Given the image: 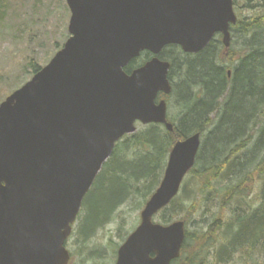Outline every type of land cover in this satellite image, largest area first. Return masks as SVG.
I'll return each instance as SVG.
<instances>
[{"label":"water","instance_id":"water-1","mask_svg":"<svg viewBox=\"0 0 264 264\" xmlns=\"http://www.w3.org/2000/svg\"><path fill=\"white\" fill-rule=\"evenodd\" d=\"M69 39L50 63L0 104V264H69L65 245L97 176L136 124L172 133L165 48L231 45L234 0H66ZM153 58L130 75L142 53ZM201 149L196 133L173 146L162 181L115 264H176L182 221L154 218L179 195Z\"/></svg>","mask_w":264,"mask_h":264},{"label":"trees","instance_id":"trees-1","mask_svg":"<svg viewBox=\"0 0 264 264\" xmlns=\"http://www.w3.org/2000/svg\"><path fill=\"white\" fill-rule=\"evenodd\" d=\"M242 4L245 5V15L242 14ZM2 7L0 2V13ZM234 7L238 21L232 27V33L239 35L242 44L236 57L228 59V68L233 70L232 78L227 80L225 68L215 64L213 42L197 57L182 54L174 46L164 49L160 59L171 64L169 80L173 85V98L178 97L182 112L179 123H173L172 133L161 125L144 126L116 144L84 201L83 208H87L78 228L84 237L83 242L106 221L109 222L123 204L132 206L138 201L141 208L145 206L162 181L175 143L196 133L205 134L213 125L211 116L216 111V123L219 121L207 135L195 167L187 177L197 181L198 193L209 201L211 193L208 192L215 190L211 182L224 174L222 179L236 181V184L225 187L221 197L216 198L219 206L233 202L240 207L249 206L246 201L249 196L243 191L245 184L254 175L264 180V0H234ZM144 63L143 58L136 59L125 72L130 75ZM28 67L32 76L42 69L33 60ZM176 76L181 78L177 85ZM222 99L225 100L221 105ZM255 137L256 142L251 146ZM242 152L244 154L239 156ZM259 197L256 209L249 213L233 210L230 222L221 224L219 217L196 237L186 231L178 263L195 264L192 256H184L191 240L200 243L199 249L205 257L211 247H215L211 240L221 230H224V241L216 244L221 252H239L246 247L247 251L256 252L264 243V188ZM177 198L159 214L160 217L158 215V223L169 225L173 222L176 214L167 216L166 213H175ZM182 222L185 223L186 218ZM251 263L256 264L253 259Z\"/></svg>","mask_w":264,"mask_h":264},{"label":"rangeland","instance_id":"rangeland-1","mask_svg":"<svg viewBox=\"0 0 264 264\" xmlns=\"http://www.w3.org/2000/svg\"><path fill=\"white\" fill-rule=\"evenodd\" d=\"M0 2L3 5L1 8L2 13H0L1 104L11 94L31 80L33 76L28 67L29 62L33 60L36 65L43 68L50 63L56 53L64 46L70 37L68 27L71 13L66 0H0ZM244 8L245 5L242 4L243 15L246 14ZM236 16L238 21V15L236 14ZM219 41L221 42V39L219 40L218 37H214L211 41L216 47L215 64L225 68V74H228L229 71L231 72L230 77L227 78V80H230L233 70L228 68L230 66L228 59L236 57L242 41L239 35H232V45L228 49L224 47L222 42L219 44ZM177 48L181 49L180 47ZM229 51H232V53H229ZM181 53L184 54L182 51ZM182 54L180 56H183ZM175 78V84L177 85L181 78L178 76ZM173 95L174 93L167 98L168 119L172 125L173 123H179L182 113L179 109L178 97L173 98ZM224 100L222 99L219 103L222 105ZM217 114L218 111L211 116V119L214 121L213 125L205 134L201 135V146L206 140L207 135L211 132L212 127L215 126L214 124L218 123L219 120L216 123ZM141 127L143 126L138 125V130ZM258 134L255 133V135L259 136ZM256 139L257 137L252 140L251 146L255 144ZM204 146L206 149V143H204ZM243 154L244 152L239 156ZM223 175L221 174L220 178L211 182L215 190L208 192L211 193L208 198L209 201L202 199L196 188L197 181L193 177L185 178L174 208L175 213L173 211L168 212L166 213L167 216L176 214L173 222L182 221V219L186 218L185 227L187 233L192 237H196V234L206 231L208 226L219 217L221 218V224L230 222L233 217V210L249 213L252 209L258 207L259 196L264 188V180L261 179L262 177L258 178L257 175H254L251 181L245 184V189L243 190L245 196H249V198H246V201L250 207L246 205H241L240 207V205L234 202L220 207L219 200L216 198L221 197L225 187L236 184V181L227 182L225 178L222 179ZM186 184L188 187L185 189ZM136 202L132 206L123 204L113 214L111 220L109 222L106 221L93 235L91 234V237L86 242L82 241L84 237L78 231L87 207L83 208L73 227V234L65 245L70 254V264H115L118 249L140 224V215L144 206L141 208L138 201ZM159 217H155L154 222L158 223ZM223 231H219L213 237L211 243L215 247H211V250L209 249L210 251L205 254V257L202 256L199 249L198 245L200 243L195 240L194 243L192 240L190 241L191 245L186 250L184 256H192L191 258H194L195 264H252V259L255 260L256 264H264V243L254 253L249 252V250L247 251V247L239 252H228V250L221 252L220 246L216 244L218 241H224ZM84 243L86 244L83 245Z\"/></svg>","mask_w":264,"mask_h":264},{"label":"flooded vegetation","instance_id":"flooded-vegetation-1","mask_svg":"<svg viewBox=\"0 0 264 264\" xmlns=\"http://www.w3.org/2000/svg\"><path fill=\"white\" fill-rule=\"evenodd\" d=\"M231 33V41H232V35H233V33H232V28H231V31H230ZM218 37V39L220 40H222V36L221 35H216L215 36V38H217ZM203 52V51H202ZM200 54V53H199ZM197 55L198 54H196V55H190V56H192V57H197ZM139 58H143V60H144V64H146L147 62H149L152 58H153V56L150 54V53H148V52H144V53H142L141 54V56L139 57ZM138 58V59H139ZM143 64V65H144ZM142 66V65H141ZM140 66V67H141ZM139 67V68H140ZM138 69V68H137ZM227 76H228V78L230 77V72H228V74H227ZM173 87V86H172ZM173 94V90H172V93L169 95V96H164L163 94H160L159 96H158V98H157V101L158 102H161L162 100H165L166 101V103H167V98L168 97H170L171 95ZM167 107H168V104H167ZM167 119H168V112H167ZM168 121H169V119H168ZM170 122V121H169ZM171 123V122H170Z\"/></svg>","mask_w":264,"mask_h":264},{"label":"bare ground","instance_id":"bare-ground-1","mask_svg":"<svg viewBox=\"0 0 264 264\" xmlns=\"http://www.w3.org/2000/svg\"><path fill=\"white\" fill-rule=\"evenodd\" d=\"M169 158V157H168ZM167 162H168V160H167Z\"/></svg>","mask_w":264,"mask_h":264}]
</instances>
